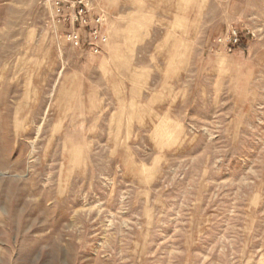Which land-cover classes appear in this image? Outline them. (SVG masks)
I'll return each mask as SVG.
<instances>
[{
    "label": "rangeland",
    "instance_id": "1",
    "mask_svg": "<svg viewBox=\"0 0 264 264\" xmlns=\"http://www.w3.org/2000/svg\"><path fill=\"white\" fill-rule=\"evenodd\" d=\"M87 19L0 0V264H264V0Z\"/></svg>",
    "mask_w": 264,
    "mask_h": 264
},
{
    "label": "built area",
    "instance_id": "2",
    "mask_svg": "<svg viewBox=\"0 0 264 264\" xmlns=\"http://www.w3.org/2000/svg\"><path fill=\"white\" fill-rule=\"evenodd\" d=\"M56 11V18L59 20L69 21L72 25L78 24L81 27H88L87 14L92 7V0H47ZM66 19V16L69 15ZM102 24V18L98 17L96 25ZM67 42L73 47H80L84 44V36L79 29L69 32L66 36ZM107 43V37L103 36L98 28H92L89 36L86 38L85 44L94 54H100L102 46ZM232 46H238L240 36L237 31L232 32L230 37ZM232 49L230 48V52Z\"/></svg>",
    "mask_w": 264,
    "mask_h": 264
}]
</instances>
